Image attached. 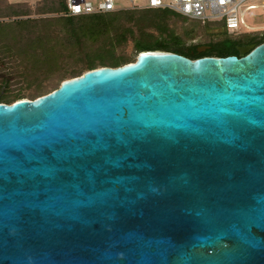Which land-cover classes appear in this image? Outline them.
Segmentation results:
<instances>
[{
  "label": "water",
  "instance_id": "obj_1",
  "mask_svg": "<svg viewBox=\"0 0 264 264\" xmlns=\"http://www.w3.org/2000/svg\"><path fill=\"white\" fill-rule=\"evenodd\" d=\"M238 50L0 102V264H264V40Z\"/></svg>",
  "mask_w": 264,
  "mask_h": 264
},
{
  "label": "rangeland",
  "instance_id": "obj_2",
  "mask_svg": "<svg viewBox=\"0 0 264 264\" xmlns=\"http://www.w3.org/2000/svg\"><path fill=\"white\" fill-rule=\"evenodd\" d=\"M48 1L0 0V93L33 99L57 88L62 80L82 74L86 53L122 56L132 62L139 54L134 48L139 29L148 35L145 39L153 40L159 34L151 23V14L134 12L140 16L138 20L125 14L114 19L113 16L99 20L84 17L76 39H68L61 13L50 9ZM248 3L259 4L260 0H246L244 5ZM243 19L256 28L229 34L222 24L214 21L201 23L187 17H172L167 23L180 36L184 48L202 50L217 42L229 45L226 37L249 46L264 36V6L249 9ZM34 20L39 22L34 24ZM29 29H36L38 35L28 39Z\"/></svg>",
  "mask_w": 264,
  "mask_h": 264
},
{
  "label": "trees",
  "instance_id": "obj_3",
  "mask_svg": "<svg viewBox=\"0 0 264 264\" xmlns=\"http://www.w3.org/2000/svg\"><path fill=\"white\" fill-rule=\"evenodd\" d=\"M48 2L51 4L50 9H52L53 11H59L60 13H62L66 9L64 0H49ZM134 12H143V13L151 14L152 15L151 23L156 28H158V32H159L157 37H155L153 40H149L144 38L147 37L148 35L145 34V32H143L141 29H139L140 35L134 38V48L138 53L143 51L160 50V51H173V52L181 53L191 58L203 56V55L225 56L229 54H237L238 46L242 45L239 41L226 37V40L230 42L229 45H224L223 42L221 43L217 42L212 47H206L203 50H198L195 47L184 48L180 36L175 34L174 31L168 27L167 20L172 17H177V18H186V17L169 8L119 9L115 11L98 12V13H90V14H77V15L61 14L60 18L63 21V26L65 27L66 33L68 35L67 36L68 39L71 38L76 39L79 29L82 28L81 22L83 20L82 18L84 17L85 18L89 17L94 20H99L101 18L103 19L105 16H109V17L113 16L114 19V17L120 14H125L129 16L130 19L138 20L140 16H135ZM32 22L35 24L38 23L39 21L34 20ZM34 27L35 25L32 26V28ZM27 32H28L27 34L28 39L30 38L32 39L33 36L38 35V31H36V29L33 30L29 29L27 30ZM142 34H145V36H142ZM263 40H264V36L258 40H255L253 43L258 44ZM84 57L86 60L82 71L106 64H108L109 66H119L129 62L127 61V58L122 56L105 57L100 53H86ZM72 73L75 74L76 72H72ZM37 96H33V97H37ZM23 97L24 96H22L21 94H15L13 96H9L8 94L0 93V102L11 103L14 100L21 99Z\"/></svg>",
  "mask_w": 264,
  "mask_h": 264
},
{
  "label": "built area",
  "instance_id": "obj_4",
  "mask_svg": "<svg viewBox=\"0 0 264 264\" xmlns=\"http://www.w3.org/2000/svg\"><path fill=\"white\" fill-rule=\"evenodd\" d=\"M246 0H127L120 4L117 0H64L66 9L62 15L90 14L119 9L169 8L179 14L201 23L219 22L229 34H238L252 29L243 19L246 11L264 6L248 3Z\"/></svg>",
  "mask_w": 264,
  "mask_h": 264
},
{
  "label": "flooded vegetation",
  "instance_id": "obj_5",
  "mask_svg": "<svg viewBox=\"0 0 264 264\" xmlns=\"http://www.w3.org/2000/svg\"><path fill=\"white\" fill-rule=\"evenodd\" d=\"M238 47H243V46H242V45H239ZM239 53H240V52H239V50H238V52H237V54H236V55H239Z\"/></svg>",
  "mask_w": 264,
  "mask_h": 264
},
{
  "label": "bare ground",
  "instance_id": "obj_6",
  "mask_svg": "<svg viewBox=\"0 0 264 264\" xmlns=\"http://www.w3.org/2000/svg\"><path fill=\"white\" fill-rule=\"evenodd\" d=\"M251 28H252V29H255L256 27H255V28H254V27H251ZM262 28H264V26H262Z\"/></svg>",
  "mask_w": 264,
  "mask_h": 264
}]
</instances>
